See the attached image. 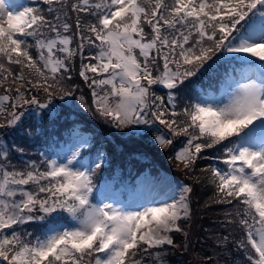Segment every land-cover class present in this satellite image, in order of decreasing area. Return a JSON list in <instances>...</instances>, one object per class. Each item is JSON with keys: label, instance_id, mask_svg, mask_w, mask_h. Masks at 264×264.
I'll return each mask as SVG.
<instances>
[{"label": "snow or ice", "instance_id": "snow-or-ice-1", "mask_svg": "<svg viewBox=\"0 0 264 264\" xmlns=\"http://www.w3.org/2000/svg\"><path fill=\"white\" fill-rule=\"evenodd\" d=\"M77 58L91 92L90 104L79 97L85 111L129 138L155 133L160 149L185 138L171 159L195 183L198 161L223 164L200 172L214 189L209 202L233 206L224 224L241 236L217 237L200 264H237L218 258L220 248L243 264H264V0H35L15 10L0 0V129L31 137L26 120L36 132L43 126L37 111L49 125L69 120L56 101L73 103ZM233 62L259 69V82L246 72L233 78L226 100L197 95L178 109L186 82ZM66 132L74 140L67 154L41 153L39 163L0 142V264H143L145 256L163 264L165 246L186 248L173 235L189 238L182 222L193 215V185L145 173L131 189L135 199L121 201L107 183H95L104 153L85 159L90 138L74 122Z\"/></svg>", "mask_w": 264, "mask_h": 264}, {"label": "trees", "instance_id": "trees-1", "mask_svg": "<svg viewBox=\"0 0 264 264\" xmlns=\"http://www.w3.org/2000/svg\"><path fill=\"white\" fill-rule=\"evenodd\" d=\"M34 3L35 0H30L29 4ZM33 54L35 55V53ZM78 60L77 58L73 65L71 85L80 82L77 72L80 64ZM233 67L239 69V71H233ZM225 68L230 73L229 76H225ZM246 68V65L233 62L224 65L216 73L201 71L196 77L191 78V83L186 82V85L177 92L178 109L189 102H195L197 95L208 98L209 102H219L222 99L220 95L223 86L227 83L233 84L234 79H239L241 77L240 72ZM153 90L157 95L166 96L167 94V90L161 86H153ZM56 103L58 104L59 101H56ZM66 110L63 108L61 117L69 114ZM36 115L44 117L43 126L40 132H36V124L33 120L30 118L26 120V128L34 133L31 137L23 135L19 130L0 129V142L7 143L9 148L15 144L25 149L22 157L23 161L35 160L39 163L41 153H47L51 156L61 144L70 140L66 128L74 122L75 126L90 138L91 146L86 150L89 156H93L98 152H102L106 156L107 164L103 166L102 171L97 173L95 183L99 184L102 180L111 178L115 180V183L124 187L128 182L133 181L135 175L148 169L150 174L154 176L165 171L175 176L182 184L193 185L194 191L191 196L193 215L191 220L182 222V226L189 232V238L186 241L180 233L173 235L175 243L177 245L186 244V248L165 246L160 250L163 264H200L206 254H212L216 250L215 241L217 237H222L230 232L229 242L240 238L241 231L239 228L235 226L229 228L224 224L225 213L233 211V206L209 202L214 189L208 183L207 176L200 172L201 168H206L209 164L219 167H223V164L215 159L198 161L193 175L199 176L200 181L195 183L190 176H186L179 171L173 163L171 159L173 150L182 147V141L185 138H178L174 141L172 148L164 150L160 149L158 145H147L139 140L143 138L151 139L150 137L154 136L155 133H141L137 138L138 140L134 139L132 144L109 133L102 126L93 125L92 121L83 116L74 118L70 115L69 120L57 118L55 122L49 125L46 114L37 111ZM212 155L217 156L218 153L213 152ZM11 159L17 165L21 162L20 155L15 152L11 153ZM27 230L36 234L39 232V227L29 225ZM228 247H232L231 243ZM150 251L155 252L156 250ZM219 251L221 257L218 258H226L229 261L235 260L237 264H243V257L235 251H225L223 248H220ZM143 264H154V260L145 256Z\"/></svg>", "mask_w": 264, "mask_h": 264}, {"label": "rangeland", "instance_id": "rangeland-1", "mask_svg": "<svg viewBox=\"0 0 264 264\" xmlns=\"http://www.w3.org/2000/svg\"><path fill=\"white\" fill-rule=\"evenodd\" d=\"M28 2H29V0H5L6 5L12 7L13 10H14V6L27 5ZM78 62L80 63L79 60H78ZM78 70L79 69H77V72H78ZM246 72H247L248 75H253V72H254L255 78L259 82V78H260V70L259 69H254L253 72H248V70H245V71H243V74L246 73ZM76 85H79V87L76 89L75 96L73 98H71L72 99V102H73L72 105H71V107L65 105L64 102L59 101L58 104L61 106L62 111H63V108L67 109L66 111H68L69 114L71 116H73L74 118H77L78 116H83L84 118L92 121L93 122V125H96L97 127L98 126H102L109 133H112V134L118 136L121 140L123 139V141H126L128 143H132V141L134 139L138 140L137 138L139 137L140 134L137 135V136H135V137L129 138L128 136L123 135L121 133V131L116 130V129H113L109 125L105 124L102 120H100L98 117L94 116L91 112H87V111L84 110L83 107H80L79 106L80 105L79 97L81 95H83L84 98H85V101H87L90 104L91 103V92H90V89L83 83L82 78H80V82H77ZM227 87H228V89H226V91L224 92L225 96L223 97L224 98L223 100H226V98H227V95L226 94L232 90V88H231L232 86L231 87L227 86ZM123 131H127V130H123ZM83 135L86 136V134H84V133H83ZM86 137H88V136H86ZM139 140L142 141L143 143L147 144V145L148 144H153L154 145L152 139H145V138H143V139H139ZM73 142H74V140L71 139V141L68 142V144L62 145L60 147V150L58 152V154H59L60 157H63L65 154H67V152H68L69 148H71ZM133 143H134V141H133ZM86 148H89V147H86ZM86 148H84L82 150V156L85 159H94L96 156L90 158L89 155H88V153H87V151H86ZM52 158H57V154H54L52 156ZM145 173H147V172H145ZM145 173L141 174L140 176H138L135 179L133 188L136 187V185L139 183V179ZM159 175L167 176L170 179L178 182L179 184H182L179 180L177 181V179L175 178V176H172L171 174H169L167 172L166 173H161ZM105 183H107L117 193V196L119 197V199L121 201H127V200L135 199V197H133L132 195H130V192H131V189L132 188L128 187L127 189H125V188L122 189V188L116 186L112 180L102 181V183H99V184L96 183V184H97V186H100V185L105 184ZM143 191H144V195L145 196H148V193L151 190L145 188V189H143ZM139 202L141 204H143V203H146L147 201L145 199H140Z\"/></svg>", "mask_w": 264, "mask_h": 264}, {"label": "bare ground", "instance_id": "bare-ground-1", "mask_svg": "<svg viewBox=\"0 0 264 264\" xmlns=\"http://www.w3.org/2000/svg\"><path fill=\"white\" fill-rule=\"evenodd\" d=\"M20 7V5H18V6H14V10L16 9V8H19Z\"/></svg>", "mask_w": 264, "mask_h": 264}]
</instances>
